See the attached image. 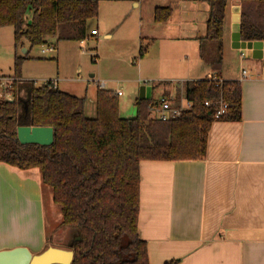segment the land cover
<instances>
[{"label": "trees", "instance_id": "1", "mask_svg": "<svg viewBox=\"0 0 264 264\" xmlns=\"http://www.w3.org/2000/svg\"><path fill=\"white\" fill-rule=\"evenodd\" d=\"M207 1L201 57L205 58V42L216 44L210 64L221 79L228 0ZM240 3L242 40L264 41V0ZM29 10L32 19L26 23ZM172 11L170 6L157 7L155 20H168ZM99 15L100 0H0V28H14L16 49L26 41L30 44L26 55L16 53L13 74L2 76L12 79L11 87H2L0 79V162L40 169L61 208L62 225L75 231L71 264H149L148 245L139 233L141 162L204 159L212 123L242 120V85L239 80L211 77L186 81L192 108L180 118L162 121L154 116L153 99L137 98L136 114L125 117L119 95L99 87L97 116L90 118L85 96L60 90L53 80L36 86L23 79L22 67L33 47L47 44L51 37L56 43L82 41L89 36L88 22ZM145 52L141 47L140 56ZM3 90L14 98L3 97ZM222 104L225 112L216 117ZM27 119L33 126H52L54 142L20 143L17 127Z\"/></svg>", "mask_w": 264, "mask_h": 264}, {"label": "crops", "instance_id": "2", "mask_svg": "<svg viewBox=\"0 0 264 264\" xmlns=\"http://www.w3.org/2000/svg\"><path fill=\"white\" fill-rule=\"evenodd\" d=\"M125 1L138 9L139 37L149 41L145 46L141 38L139 48L146 47L141 68L151 75L145 77L149 83L143 85L153 86L151 99L173 95L178 102L186 97V81L215 75L200 52L207 34V0H173L174 7L172 0H166L168 4ZM160 6L173 10L164 22L155 20ZM236 6L241 8L240 0H228L223 40L226 25L229 38L224 41L221 79L241 81L242 120L214 121L202 160L141 162L139 233L148 245L149 264L172 260H179L177 264H264V67L261 60L248 57L245 49L233 47L232 17ZM101 26L93 35L91 31L96 28H90L88 22V35L100 36ZM5 29H0L2 34L11 36V30ZM103 35L108 38L114 34L104 30ZM12 38L10 45L13 43L16 49L14 28ZM48 39L59 51L56 38ZM159 39L168 41L167 47L157 46ZM24 46L28 48L29 42ZM55 57L58 61L59 57ZM32 60L29 54L23 79L33 80L28 72ZM170 72L174 76H168ZM47 75L51 80L55 74ZM62 80V91L80 95ZM100 88L106 89V85ZM92 102L95 109L88 110L86 102L85 113L95 118L96 98ZM56 206L59 205L53 201L51 188L42 181L39 168L25 170L0 162V250L18 246H26L33 253L49 246L70 249L75 231L62 225L61 208Z\"/></svg>", "mask_w": 264, "mask_h": 264}, {"label": "rangeland", "instance_id": "3", "mask_svg": "<svg viewBox=\"0 0 264 264\" xmlns=\"http://www.w3.org/2000/svg\"><path fill=\"white\" fill-rule=\"evenodd\" d=\"M150 1H152L151 3L168 4L165 3L167 2L166 0ZM175 4L172 0L171 6L174 7ZM32 13L31 10L27 12L26 23L31 22ZM137 13L138 9L134 8L131 2L125 0H105L101 2L99 17L89 21L90 28L99 29L103 25V28L100 29V36L93 37L89 33V36L82 41H59V51H56L55 48V52L49 55L43 54L42 49L47 48L50 43L55 45L54 42L33 47L29 53L34 58L29 64V76H33L31 79L35 81L36 86H41L45 81L49 80L47 79V74L54 73L55 75L51 80H57L58 84L61 82V90L64 84L62 78H64L66 80L65 83L69 84L70 89L79 92L80 95L78 96H85L87 98L88 110L95 109V103L92 101H95L98 87L105 82L106 89L121 91L123 93L120 97V113L122 116H134L136 114V109L133 106L134 100L140 95L141 87L149 83L145 77L151 76L148 75L149 72H145L144 68H141V62H144L142 59L146 55L145 53L143 54L144 56H140L139 46L142 40L141 38H144L143 45L145 46H147L149 41L145 37H139V19L136 16ZM146 14L147 12L144 13L145 16ZM226 28L227 35L223 40L225 43L229 38L228 25H226ZM5 30H11V36L9 34H2L4 32L0 30L1 78H3L2 76H11L13 74L14 55L16 51L13 43L10 45L13 39V28L8 26ZM104 30L113 32V37L105 38L103 35ZM167 42L164 39H159L157 46L166 44L167 47ZM23 48L30 49V46L28 48L27 46H19L17 52L22 54ZM204 50L205 58L203 60L211 62L216 54V44L213 42H205ZM55 56L59 57L58 61ZM53 57L56 59H52ZM57 64H59L58 67ZM244 66L246 68L249 67L246 64ZM251 70H253V67L250 65ZM168 76H174V74L170 72ZM180 76L178 72L177 77L180 78ZM169 82L171 83L172 81H168L167 83ZM158 95L159 91L156 90L155 96ZM74 239L75 232L71 236V240Z\"/></svg>", "mask_w": 264, "mask_h": 264}, {"label": "water", "instance_id": "4", "mask_svg": "<svg viewBox=\"0 0 264 264\" xmlns=\"http://www.w3.org/2000/svg\"><path fill=\"white\" fill-rule=\"evenodd\" d=\"M233 23L235 31L232 34L234 48L247 51V56L262 61L264 67V41H244L241 36V8L233 9ZM26 52V49H23ZM153 86H142L140 99H151ZM29 101L31 98L29 97ZM54 128L52 126H33L29 119L20 122L17 127V138L22 144H39L49 146L54 142ZM80 236L76 237L79 240ZM74 250L49 246L40 253H33L26 246L0 250V264H71Z\"/></svg>", "mask_w": 264, "mask_h": 264}, {"label": "built area", "instance_id": "5", "mask_svg": "<svg viewBox=\"0 0 264 264\" xmlns=\"http://www.w3.org/2000/svg\"><path fill=\"white\" fill-rule=\"evenodd\" d=\"M91 33L93 35L98 34L97 29H93L91 31ZM55 45L53 43L48 44V47L45 49H42V53L43 54H52L55 52ZM243 74H246V70L243 71ZM0 79L2 80V86L4 88H6L7 86L11 87V82L12 79L11 78H6L3 79L0 77ZM210 79L213 80H217V81H222V79H218L216 76H211ZM53 84L55 87H58V81L54 80ZM103 86H105V82L102 83ZM183 85V84H181ZM119 96L122 95L121 91H117L116 92ZM1 95L7 99H13L14 95L9 93V92H4V90L1 92ZM209 103H207L208 105ZM192 101L190 99L186 97H182V99L178 100V102L176 101V99L173 97V95H162L159 98H157L156 100H153V104H152V109H153V113L154 116L157 117L158 119L162 120V121H170V120H174L177 118L182 117L185 112L189 109L192 108ZM225 112V106L224 104H222L221 106V111L219 114H217L216 117H220V115L222 113Z\"/></svg>", "mask_w": 264, "mask_h": 264}]
</instances>
